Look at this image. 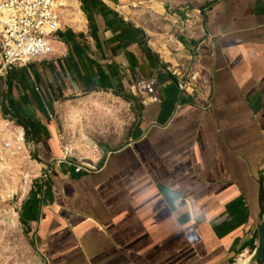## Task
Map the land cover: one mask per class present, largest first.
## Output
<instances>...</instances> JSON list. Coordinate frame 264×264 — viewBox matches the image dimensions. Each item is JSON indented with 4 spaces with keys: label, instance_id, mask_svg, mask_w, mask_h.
Returning <instances> with one entry per match:
<instances>
[{
    "label": "crops",
    "instance_id": "1",
    "mask_svg": "<svg viewBox=\"0 0 264 264\" xmlns=\"http://www.w3.org/2000/svg\"><path fill=\"white\" fill-rule=\"evenodd\" d=\"M78 9L82 26L60 31L32 77L10 70L40 166L16 206L22 233L47 264H232L264 215V0L206 9L197 90L110 0ZM81 96L131 107L121 142L105 121L102 147L75 143L65 114Z\"/></svg>",
    "mask_w": 264,
    "mask_h": 264
},
{
    "label": "rangeland",
    "instance_id": "2",
    "mask_svg": "<svg viewBox=\"0 0 264 264\" xmlns=\"http://www.w3.org/2000/svg\"><path fill=\"white\" fill-rule=\"evenodd\" d=\"M217 0H110L117 10L128 21L143 29L150 46L158 52L171 70L183 77L185 84L197 90L198 84L191 85V77L197 68L196 49L203 46V19L206 9ZM79 0H73L68 10L67 20L70 27L82 26L83 19L78 9ZM119 8V9H118ZM67 26V25H65ZM32 63L29 65V73L32 77ZM18 75L22 73L17 69ZM0 92L6 97L18 98L20 92L17 87L9 88L8 77L0 81ZM81 96L71 103L70 113L65 114V119L71 121V125H79L74 130L75 143L92 147H102L104 136H108V130H104L106 122L115 123L118 142L123 138L125 131L131 125L135 113L131 107L119 99L112 97L93 98ZM18 100V99H17ZM68 101L61 95L58 96L56 106L58 110ZM131 105L130 103H127ZM130 110L132 113H130ZM61 111L57 119L61 117ZM106 121V122H105ZM102 124V125H101ZM88 126V127H86ZM84 127H86L84 129ZM102 127V128H100ZM79 156H84L76 152ZM4 155V154H3ZM5 158L11 160L10 167L5 165V160L0 151V264H47L34 248L28 238L22 233L19 222L16 219V206L20 198L28 190L31 181L39 176L40 166L34 155L32 160ZM31 174V175H30ZM29 175L27 182L24 176ZM264 185V175H263ZM264 198V188H263ZM18 217V215H17ZM258 229L255 228L251 247L246 250L247 264H261L258 249ZM243 251V252H244ZM243 252H240L232 264H236Z\"/></svg>",
    "mask_w": 264,
    "mask_h": 264
},
{
    "label": "built area",
    "instance_id": "3",
    "mask_svg": "<svg viewBox=\"0 0 264 264\" xmlns=\"http://www.w3.org/2000/svg\"><path fill=\"white\" fill-rule=\"evenodd\" d=\"M68 0H0V81L14 67H23L54 54L58 34L65 27L62 13ZM0 92V151L8 157L25 154L26 129L4 111ZM83 167L78 166L77 171ZM32 182V181H31Z\"/></svg>",
    "mask_w": 264,
    "mask_h": 264
},
{
    "label": "bare ground",
    "instance_id": "4",
    "mask_svg": "<svg viewBox=\"0 0 264 264\" xmlns=\"http://www.w3.org/2000/svg\"><path fill=\"white\" fill-rule=\"evenodd\" d=\"M72 1L73 0H68V2L66 3V8H65V10L62 13V22L65 25H67L68 27H70V25L68 24L67 15H68V10H70L69 8H70V4H71ZM70 28H72V27H70ZM2 154H4V153H2ZM4 155H6V154H4ZM14 159H16V158H14ZM17 159H20V160L21 159H26V160L28 159L29 160L28 156H26L25 154H22V155L18 156ZM0 160H2V159L0 158ZM2 162H4L5 165H8V167H10V163H11L10 159L8 160L6 158L5 160H2ZM0 163H1V161H0ZM27 178H29V175H25L24 176L25 183L28 181ZM24 192H26V190H24ZM246 253H247L246 251H244L242 253V255L240 256V259L238 260V262L236 264H247V261L245 259L246 258Z\"/></svg>",
    "mask_w": 264,
    "mask_h": 264
},
{
    "label": "trees",
    "instance_id": "5",
    "mask_svg": "<svg viewBox=\"0 0 264 264\" xmlns=\"http://www.w3.org/2000/svg\"><path fill=\"white\" fill-rule=\"evenodd\" d=\"M58 37L65 41V36L62 33H59ZM12 72L13 71H10L9 76H8V83H9L10 90H11V86H12V82L14 78ZM4 111L6 113L8 112L11 113L17 119L19 124L23 125L24 127H27L26 124L20 119L19 111L15 108L14 101L13 99H11L10 96L7 97V105H4Z\"/></svg>",
    "mask_w": 264,
    "mask_h": 264
},
{
    "label": "water",
    "instance_id": "6",
    "mask_svg": "<svg viewBox=\"0 0 264 264\" xmlns=\"http://www.w3.org/2000/svg\"><path fill=\"white\" fill-rule=\"evenodd\" d=\"M258 253L261 264H264V215L258 229Z\"/></svg>",
    "mask_w": 264,
    "mask_h": 264
}]
</instances>
